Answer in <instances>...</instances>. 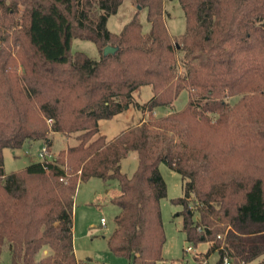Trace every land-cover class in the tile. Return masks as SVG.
Returning a JSON list of instances; mask_svg holds the SVG:
<instances>
[{
	"label": "trees",
	"instance_id": "obj_1",
	"mask_svg": "<svg viewBox=\"0 0 264 264\" xmlns=\"http://www.w3.org/2000/svg\"><path fill=\"white\" fill-rule=\"evenodd\" d=\"M124 1L135 12L112 33L107 20ZM177 1L185 31L172 38L164 0H0V256L7 249L11 264H76L73 201L91 178L118 182L108 250L166 264L160 164L181 177L171 203L181 206L185 241L209 244L193 261L209 264L216 252L213 264H264V0ZM76 39L98 57L72 51ZM106 46L114 52L104 55ZM142 86L152 95L139 105ZM184 89L183 109L153 114ZM130 106L142 113L137 124L97 135L100 120ZM72 134L78 144L52 160L4 172V149L35 141L50 149L53 136ZM131 153L128 176L121 162ZM186 253L176 264H187Z\"/></svg>",
	"mask_w": 264,
	"mask_h": 264
},
{
	"label": "rangeland",
	"instance_id": "obj_2",
	"mask_svg": "<svg viewBox=\"0 0 264 264\" xmlns=\"http://www.w3.org/2000/svg\"><path fill=\"white\" fill-rule=\"evenodd\" d=\"M164 22L168 34L172 38H177L185 31V18L182 8L177 0H164ZM135 12V6L129 1H124L119 6L117 12L107 20V28L112 33H118L122 26L127 23ZM138 18L142 24L143 31L149 28L146 20V10H138ZM72 51H80L90 58H97L96 46L85 40H73ZM152 95L150 86H142L134 93V101L142 105ZM188 92L184 89L180 91L174 99L171 107L158 106L154 108L153 114L161 117L170 111H180L188 101ZM142 113L134 106L128 107L116 117L98 122V134L106 138H112L122 130L133 126L139 122ZM77 134L70 135L67 139L60 136L52 137L50 152L53 156L60 149L78 144ZM42 146V142L35 141L25 144L14 152L9 149L3 150V169L5 173L20 171L31 163L39 162L37 154ZM136 156L131 153L121 162V172L131 175L136 167ZM159 171L166 183V196L160 202L161 220L165 241L161 249V256L166 264H176L182 257L183 250L191 246L192 250L185 254L187 264H197L205 261L200 258L199 262L193 261L195 253L204 254L209 244L202 242L193 247L185 241V234L181 230L182 219L179 215L181 206L174 205L171 200L182 195L181 177L165 164L159 165ZM118 182L115 179L103 181L98 178H91L88 181L78 184L73 201V251L78 261L88 262V264H133L129 260L113 255L107 248V238L114 229L113 218L117 214V207L112 204L111 199L118 193ZM192 204L190 203V206ZM104 219V224H100V219ZM228 229V228H227ZM226 229V230H227ZM225 235V232H224ZM41 256L39 254L38 258ZM218 258L216 252L210 254L207 259L209 264H213ZM0 264H11L10 253L4 249L0 256ZM157 264H163L159 262ZM255 264V262L249 263Z\"/></svg>",
	"mask_w": 264,
	"mask_h": 264
},
{
	"label": "built area",
	"instance_id": "obj_3",
	"mask_svg": "<svg viewBox=\"0 0 264 264\" xmlns=\"http://www.w3.org/2000/svg\"><path fill=\"white\" fill-rule=\"evenodd\" d=\"M51 120H48V123H50ZM37 157L39 158V162H43V161H49L53 159V155L50 152V150L48 149V146L46 145V143H42V146L37 154ZM104 219H100V224L103 225L104 224ZM186 252H190L192 250L191 246L186 247ZM224 263L225 264H229L227 259H224ZM76 264H88V262H82V261H77Z\"/></svg>",
	"mask_w": 264,
	"mask_h": 264
},
{
	"label": "water",
	"instance_id": "obj_4",
	"mask_svg": "<svg viewBox=\"0 0 264 264\" xmlns=\"http://www.w3.org/2000/svg\"><path fill=\"white\" fill-rule=\"evenodd\" d=\"M137 8L140 9L139 6H138ZM114 50H115V49H114L113 47H111V46H106V47L104 48V50H103V54H104V55H107V54H109V53H113Z\"/></svg>",
	"mask_w": 264,
	"mask_h": 264
},
{
	"label": "crops",
	"instance_id": "obj_5",
	"mask_svg": "<svg viewBox=\"0 0 264 264\" xmlns=\"http://www.w3.org/2000/svg\"><path fill=\"white\" fill-rule=\"evenodd\" d=\"M119 114H120V113H119ZM119 114H117V115H119ZM117 115H115L114 117H116ZM112 118H113V117H112ZM137 123H138V122H137ZM101 135H102V134H101ZM109 139H110V138H109ZM135 159H136V158H135ZM118 192H119V191H118ZM117 194H118V193H117ZM117 194H116V195H117ZM116 195H115V196H116ZM72 232H73V229H72ZM74 256H75V253H74ZM75 258H76V257H75ZM76 260H77V259H76ZM77 261H78V260H77Z\"/></svg>",
	"mask_w": 264,
	"mask_h": 264
}]
</instances>
